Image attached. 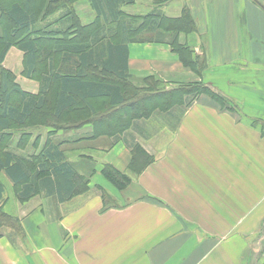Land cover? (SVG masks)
<instances>
[{"label": "crops", "instance_id": "0c3cea01", "mask_svg": "<svg viewBox=\"0 0 264 264\" xmlns=\"http://www.w3.org/2000/svg\"><path fill=\"white\" fill-rule=\"evenodd\" d=\"M183 8L196 29L175 40L191 59L205 57L201 74L166 38L127 43L128 72L170 85L200 80L231 108L202 93L114 135H96L92 123L3 130L4 151L30 161L56 145L82 179L63 200L38 189L23 199L0 172L1 209L24 232L0 227V264H264V0H134L120 10L176 19ZM74 10L82 25L95 20L88 0ZM2 65L22 91L38 94L22 50L9 47ZM136 144L151 161L131 174ZM104 165L130 175L128 187L116 189Z\"/></svg>", "mask_w": 264, "mask_h": 264}, {"label": "trees", "instance_id": "16d2710c", "mask_svg": "<svg viewBox=\"0 0 264 264\" xmlns=\"http://www.w3.org/2000/svg\"><path fill=\"white\" fill-rule=\"evenodd\" d=\"M76 1L0 0V13L12 27L10 30L4 24L1 25L0 64L13 45L11 39L16 35L18 42L15 46L24 52L27 76L35 72L37 62L46 61L39 76L38 94L22 91L11 71L3 68V72H0L1 90L6 92L10 88V97L15 94L10 101L6 99L5 93L0 108V150L4 148V139L7 138L2 131L14 126L44 125L69 129L92 123L96 135H114L128 129L135 119L149 118L154 112H164L183 103L185 96L202 93L211 95L224 107L231 108L222 96L211 91L200 80L170 86L153 76L143 77L141 85H133L130 81L131 75L127 69V43L130 42H151L166 38L172 51L182 56L183 62L198 75L207 67L204 56L196 55L195 59H191L188 47L179 45L175 40L178 32L196 29L187 8H183L181 16L176 19L166 18L155 10L146 16H130L120 8L134 0H88L95 13V20L91 24L82 25L74 10ZM164 1L168 0H154L156 4ZM58 11L64 12L59 20L65 32L71 28L76 32L69 39L66 35L62 43L55 44L51 49L42 47L33 33H38L40 23H46ZM82 28L87 29L85 35L80 33ZM52 51L60 57L56 67ZM154 95L159 98L155 104L148 101ZM100 99L106 101L103 109L95 108L93 104ZM136 99L147 104L138 113L116 116L120 108L130 105ZM46 117L52 121L44 122ZM150 161L151 156L136 144L132 149L128 170L131 174H138ZM0 172L13 183L21 185L20 196L23 199L38 189L46 195L63 200L76 190L77 183L82 179L73 166L64 160L56 145H49L38 159L30 161L13 152L0 151ZM102 174L119 191L127 188L131 182L130 175L110 165H104ZM2 192L0 182V204ZM102 198L104 207L109 206L105 193ZM2 226L12 229L23 238L24 232L19 220L0 209Z\"/></svg>", "mask_w": 264, "mask_h": 264}, {"label": "rangeland", "instance_id": "374dc122", "mask_svg": "<svg viewBox=\"0 0 264 264\" xmlns=\"http://www.w3.org/2000/svg\"><path fill=\"white\" fill-rule=\"evenodd\" d=\"M3 1H10V0H3ZM11 1H13V0H11ZM19 1H22V0H19ZM63 14H64V12L58 11V12H56L55 16H53V18H51V19H48V21L46 23H40V26L37 28L38 33L37 32L33 33L32 31H30V33H33L34 38L37 39V42L40 46L48 47L49 49H51L55 44L62 43L65 40L66 35H68V39L74 35V33L76 32L74 28H71L69 31L67 30L65 32V29L61 25V21L59 20V18ZM2 24L7 26V28H9L11 30L12 27H10L6 17L1 15V13H0V29L2 28V26H1ZM80 33H81V35H85L87 33V29L82 28L80 30ZM11 42L13 44L12 46L16 45V43L18 42L17 35L11 39ZM51 53L54 54L53 51ZM53 57H55L54 63H55V67H56L57 63H59L60 57H59V55H56V54H54ZM44 65H46V61H44V60L37 62L36 70H35V72H33L31 74V79L39 82V76H41V74L44 70ZM3 68H5V67L2 64H0V72H3ZM90 75H92V74H90ZM153 77H155V76H153ZM142 78L143 77H134L131 75L130 81L133 85H141L142 84V82H141ZM15 79H16V77H15ZM167 83L169 84V82H167ZM179 83H184V82H179ZM174 84H176V83H174ZM169 86H170V84H169ZM5 93L7 94L6 99L7 100L9 99L10 101L13 99V97L15 95V94H13V95H11L12 97H10V94L12 93L10 88L6 92H3L0 88V108L3 104V99L6 95ZM220 96H222V95H220ZM222 97L225 99L226 104H229L232 106L233 100L230 97H227V96H222ZM158 100H159L158 96H155V95L150 97V99H148V101L152 102L153 104L157 103ZM105 102L106 101L104 99H100V101L99 100L94 101L93 104H94L95 108L103 109L105 104H106ZM146 104H147V102L142 103L138 99H136L130 105L120 108V110H118L116 112V116L121 115V114L130 115V114L138 113L139 110L141 109V107L145 106ZM43 120H44V122H46V121L51 122L52 121V119H50V117H48V118L46 117ZM256 121H258V119H256ZM42 126H44V125H42ZM101 126H103V125H101ZM14 128H21V127L20 126L19 127L14 126ZM3 147H5V139H4ZM0 151L2 153L3 148ZM13 189H14V187H13ZM0 209H1V206H0Z\"/></svg>", "mask_w": 264, "mask_h": 264}]
</instances>
